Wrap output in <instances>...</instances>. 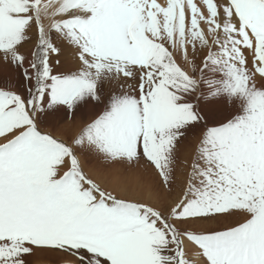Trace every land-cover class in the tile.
<instances>
[{
  "label": "snow or ice",
  "instance_id": "obj_1",
  "mask_svg": "<svg viewBox=\"0 0 264 264\" xmlns=\"http://www.w3.org/2000/svg\"><path fill=\"white\" fill-rule=\"evenodd\" d=\"M62 46L78 63L54 72ZM0 65L24 81L0 83V264H264V0H0ZM89 104L70 141L44 129Z\"/></svg>",
  "mask_w": 264,
  "mask_h": 264
},
{
  "label": "rangeland",
  "instance_id": "obj_2",
  "mask_svg": "<svg viewBox=\"0 0 264 264\" xmlns=\"http://www.w3.org/2000/svg\"><path fill=\"white\" fill-rule=\"evenodd\" d=\"M198 4L202 2V0H196ZM47 23V20L45 21ZM206 27V26H205ZM35 34L36 29L35 25L33 26V41L25 44L22 51L27 54L32 49V43L35 41ZM63 50L61 55L56 56L53 55L51 57L54 72H65L69 69H72L75 67V65L78 63V61L75 60L74 56V50L69 49L67 47L62 46ZM191 52V49H189ZM207 50H203L197 53L196 55V64L200 65L203 57L205 55V52ZM246 55L248 56L249 61V68H252V57L251 53L246 52ZM177 61L183 65V61L181 59V56L179 53L176 55ZM59 60L60 64L57 65L56 61ZM187 67V65H183ZM0 83H2L5 79H7L9 76H12L14 79V82L17 83L19 90L23 92L24 90V81L22 76L19 74L18 70H12V69H5L2 65H0ZM190 70V69H189ZM128 84H134L136 81L129 80L127 81ZM256 83L258 86H264V80L260 79L259 76H257ZM112 86H109L105 84L102 87V94L107 98L108 95H110L112 91ZM195 102V98H193ZM103 105H94L89 104L86 106H82L78 108L74 113H69L64 110H62L58 115L53 116L49 122H47L43 127L45 130L53 131L55 135L60 136L61 138L70 141L71 136L74 133V131L83 123L91 120L94 115L102 109ZM203 131L202 127L191 129L189 130L186 138L180 142L177 149V168H176V195H178L179 192V185H181L186 178V172L188 170V165L184 163L185 160L188 161V164L191 163L192 155L196 146V143L200 137V133ZM90 167H99V164L95 160H90L88 163H86L85 168L88 170ZM130 172L133 174H136L140 176V178L145 182H151L153 180L158 179V174L155 170V168L147 162L145 159H141L137 164H134L131 169H129ZM118 195L127 196L128 198H134V193H124L119 190H117ZM241 217L234 216L225 220H222L220 222H211L207 227L215 228V229H223L225 226L235 224L238 220H240ZM191 258V253L189 254ZM72 258L70 256L59 254V253H52V254H45L41 255L38 254L37 256L32 257H26V260L29 261V264H64V262L71 260Z\"/></svg>",
  "mask_w": 264,
  "mask_h": 264
},
{
  "label": "bare ground",
  "instance_id": "obj_3",
  "mask_svg": "<svg viewBox=\"0 0 264 264\" xmlns=\"http://www.w3.org/2000/svg\"><path fill=\"white\" fill-rule=\"evenodd\" d=\"M1 71V70H0Z\"/></svg>",
  "mask_w": 264,
  "mask_h": 264
}]
</instances>
